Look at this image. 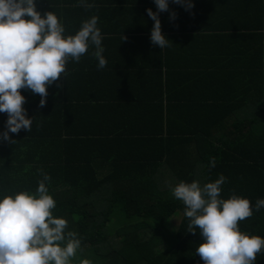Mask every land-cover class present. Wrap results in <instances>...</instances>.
<instances>
[{
  "label": "trees",
  "instance_id": "trees-1",
  "mask_svg": "<svg viewBox=\"0 0 264 264\" xmlns=\"http://www.w3.org/2000/svg\"><path fill=\"white\" fill-rule=\"evenodd\" d=\"M193 3L186 11L169 0L159 13L170 45L160 49L146 11H157L154 0H94L93 14L121 18L122 30L102 40L106 67L98 69L95 50L69 58L42 108L39 94L21 89L33 123L8 141L0 113V200L35 195L49 175L52 214L80 240L71 264H204L195 252L199 229L188 232L171 190L220 175L227 179L219 198L250 201L253 215L240 231L264 238V208L255 210L264 199V0ZM64 28L65 38L77 33ZM136 45L143 61L120 65ZM256 260L264 261V249Z\"/></svg>",
  "mask_w": 264,
  "mask_h": 264
},
{
  "label": "clouds",
  "instance_id": "clouds-1",
  "mask_svg": "<svg viewBox=\"0 0 264 264\" xmlns=\"http://www.w3.org/2000/svg\"><path fill=\"white\" fill-rule=\"evenodd\" d=\"M172 2L186 11L194 7L193 0ZM154 3L156 12L146 10L154 21L150 41L163 49L170 45L162 34L159 13L169 10V0ZM81 5L86 9L95 7L85 0H81ZM175 18L176 13L172 12L170 19ZM97 24L98 17L93 15L82 22L74 36L65 38V28L58 17L52 11L42 16L36 10L35 0H0V113L7 114L4 140H10L9 133L31 130L33 118H27L23 108L26 98L21 89L39 94V106L44 107L48 86L65 73L69 58L79 62L90 44L95 46L93 56L98 69L106 67L103 36ZM126 39L123 35L122 40ZM210 166L215 167L214 157ZM226 179L220 175L203 187L198 181H181L172 188V195L185 206L184 214L190 219L188 232L196 234L194 229H199L203 242L195 252L204 264H254L257 254L264 249V238L240 231L238 223L250 218L253 210L248 199L235 194L227 200L219 198ZM48 181L50 176L43 174L35 195L20 192L14 198L5 196L0 200V264H71L80 240L74 232L65 234L66 219L53 216L51 210L56 201L48 194ZM261 208L264 199H257L255 210Z\"/></svg>",
  "mask_w": 264,
  "mask_h": 264
},
{
  "label": "crops",
  "instance_id": "crops-1",
  "mask_svg": "<svg viewBox=\"0 0 264 264\" xmlns=\"http://www.w3.org/2000/svg\"><path fill=\"white\" fill-rule=\"evenodd\" d=\"M102 1H108V0H99ZM86 3L91 4L94 2V0H85ZM35 4L39 7L38 9H46V11H52L59 19V21L62 23L64 27H73V32L76 33L81 27V24L84 20L90 19L91 16L96 15L93 14L92 11H89V9H86L81 5V0H35ZM98 3H96L97 5ZM98 17V24L97 27L100 28L101 32L106 30V27H108L110 30H108V34L105 33L102 35L103 37H108V35H113L114 32L118 30H122V26L116 25L121 18L114 17V18H107L106 16H100L96 15ZM67 25V26H66ZM102 34V33H101ZM104 48V45H102ZM140 46H131L126 51H139L142 49H139ZM88 50H95L94 45H89ZM105 50V48H104ZM134 53V54H133ZM129 54H123L121 58L118 59V63L122 66L128 64L130 66L139 64L143 61V57L137 56L139 52H133ZM136 53V54H135ZM151 63V61H150ZM181 215L175 214L169 219V223L173 227H177L179 221H180ZM176 218V220H174ZM172 219L173 222L172 223ZM258 261V260H256ZM260 264H264V261L260 262Z\"/></svg>",
  "mask_w": 264,
  "mask_h": 264
},
{
  "label": "rangeland",
  "instance_id": "rangeland-1",
  "mask_svg": "<svg viewBox=\"0 0 264 264\" xmlns=\"http://www.w3.org/2000/svg\"><path fill=\"white\" fill-rule=\"evenodd\" d=\"M174 220H176V218H175ZM176 221H177V220H176ZM172 223H174V222H173V219H172ZM170 228H171V227H170Z\"/></svg>",
  "mask_w": 264,
  "mask_h": 264
}]
</instances>
